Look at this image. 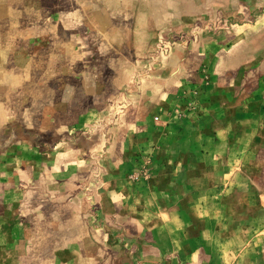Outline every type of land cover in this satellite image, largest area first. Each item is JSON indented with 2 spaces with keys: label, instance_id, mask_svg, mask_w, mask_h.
I'll return each mask as SVG.
<instances>
[{
  "label": "rangeland",
  "instance_id": "rangeland-1",
  "mask_svg": "<svg viewBox=\"0 0 264 264\" xmlns=\"http://www.w3.org/2000/svg\"><path fill=\"white\" fill-rule=\"evenodd\" d=\"M0 264H264V0H0Z\"/></svg>",
  "mask_w": 264,
  "mask_h": 264
}]
</instances>
